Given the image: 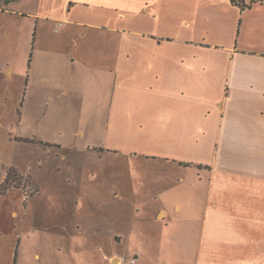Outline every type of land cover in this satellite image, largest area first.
<instances>
[{
    "label": "crops",
    "instance_id": "obj_1",
    "mask_svg": "<svg viewBox=\"0 0 264 264\" xmlns=\"http://www.w3.org/2000/svg\"><path fill=\"white\" fill-rule=\"evenodd\" d=\"M242 2L0 0L8 22L0 25V93L21 79L20 115L73 100L74 115L104 118L73 131L84 149L152 164V175H132L134 201L119 189L97 201L139 213L147 200L155 222L135 235L111 230L117 241L136 238L135 247L107 261L264 264V0ZM20 202L11 188L0 194V264H29ZM41 228L44 252L33 253L41 264L81 248L79 225ZM144 238L169 255L151 256Z\"/></svg>",
    "mask_w": 264,
    "mask_h": 264
},
{
    "label": "rangeland",
    "instance_id": "obj_2",
    "mask_svg": "<svg viewBox=\"0 0 264 264\" xmlns=\"http://www.w3.org/2000/svg\"><path fill=\"white\" fill-rule=\"evenodd\" d=\"M0 25H8L7 20L0 18ZM19 79L16 75L9 78L10 92L0 93V176L9 172L11 186L7 188L21 194L20 206L23 211L26 209L24 221L30 228L21 240L20 251L27 256L29 264H41L42 261L33 259V253L43 255L44 252L43 242L47 235L42 233V224L65 225L70 230L79 225L81 239H84L81 248L75 251L73 259L66 258L58 264H119L120 260L107 261L104 254L129 252L135 247L133 240L136 238L123 237L117 241L110 238L109 232L120 230L135 235L139 231H151L155 227L153 214L148 209L143 210L147 200L139 213L134 212L131 204L124 212L120 208L125 207L119 203L98 204L97 201L111 199L113 191L118 189L130 202L134 201L131 193L136 184L132 175H152V164L138 166L134 162L127 165L122 155L95 148L84 149L83 139L75 136L73 131L80 122L84 127L89 119L102 122L104 118L74 115L73 100L62 98L58 102L64 104L63 107L55 101L52 103L54 108L45 113L34 110L20 115L16 102ZM32 104L35 108L43 104L40 93L34 94ZM91 135L101 136L96 132ZM20 136L32 139L28 143L20 138L14 140ZM93 230L98 233L97 246L89 241V237L93 239ZM54 231L55 228L48 232ZM143 241L145 247L150 248L151 256L154 253L157 258L169 255L167 246H153L145 238Z\"/></svg>",
    "mask_w": 264,
    "mask_h": 264
},
{
    "label": "trees",
    "instance_id": "obj_3",
    "mask_svg": "<svg viewBox=\"0 0 264 264\" xmlns=\"http://www.w3.org/2000/svg\"><path fill=\"white\" fill-rule=\"evenodd\" d=\"M4 2L7 1V0H3ZM232 3H235V4H239L240 6H244L242 0H230ZM11 171V170H10ZM9 172L8 174L6 175V178L4 179V181L0 184V194L3 193L6 189H7V186H10V178H9Z\"/></svg>",
    "mask_w": 264,
    "mask_h": 264
},
{
    "label": "built area",
    "instance_id": "obj_4",
    "mask_svg": "<svg viewBox=\"0 0 264 264\" xmlns=\"http://www.w3.org/2000/svg\"><path fill=\"white\" fill-rule=\"evenodd\" d=\"M59 26H60V23H57L55 25V28H57ZM119 264H139V263H138V259L136 258V256H131L128 258L121 259Z\"/></svg>",
    "mask_w": 264,
    "mask_h": 264
},
{
    "label": "water",
    "instance_id": "obj_5",
    "mask_svg": "<svg viewBox=\"0 0 264 264\" xmlns=\"http://www.w3.org/2000/svg\"><path fill=\"white\" fill-rule=\"evenodd\" d=\"M117 260H116V258L115 259H113V262H116Z\"/></svg>",
    "mask_w": 264,
    "mask_h": 264
}]
</instances>
